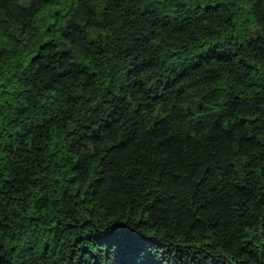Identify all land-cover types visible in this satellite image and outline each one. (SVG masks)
<instances>
[{"label":"trees","instance_id":"1","mask_svg":"<svg viewBox=\"0 0 264 264\" xmlns=\"http://www.w3.org/2000/svg\"><path fill=\"white\" fill-rule=\"evenodd\" d=\"M0 264H264V0H0Z\"/></svg>","mask_w":264,"mask_h":264}]
</instances>
